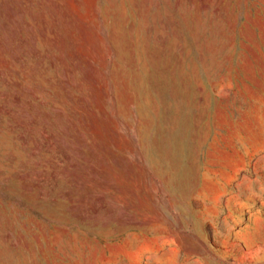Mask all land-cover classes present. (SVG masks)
Listing matches in <instances>:
<instances>
[{"label":"rangeland","instance_id":"1","mask_svg":"<svg viewBox=\"0 0 264 264\" xmlns=\"http://www.w3.org/2000/svg\"><path fill=\"white\" fill-rule=\"evenodd\" d=\"M0 264H264V0H0Z\"/></svg>","mask_w":264,"mask_h":264}]
</instances>
